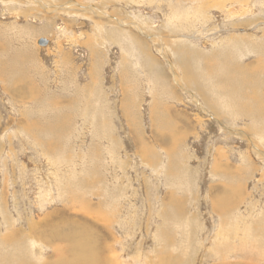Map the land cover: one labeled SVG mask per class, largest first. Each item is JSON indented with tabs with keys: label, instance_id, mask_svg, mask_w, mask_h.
Masks as SVG:
<instances>
[{
	"label": "rangeland",
	"instance_id": "374dc122",
	"mask_svg": "<svg viewBox=\"0 0 264 264\" xmlns=\"http://www.w3.org/2000/svg\"><path fill=\"white\" fill-rule=\"evenodd\" d=\"M83 238L264 264V0H0V264Z\"/></svg>",
	"mask_w": 264,
	"mask_h": 264
},
{
	"label": "bare ground",
	"instance_id": "6f19581e",
	"mask_svg": "<svg viewBox=\"0 0 264 264\" xmlns=\"http://www.w3.org/2000/svg\"><path fill=\"white\" fill-rule=\"evenodd\" d=\"M36 1V0H35ZM252 87V86H251ZM63 123V122H62ZM58 234V233H57ZM79 235H77V237H78ZM54 237L56 238V236L54 235ZM51 238V237H50ZM84 239V240H83ZM82 240H79V241H77V239H76V241H74L73 239H72V241H74V243H73V247L71 248V251L73 252V255H71L70 254V252H69V257L67 256V258H65V257H61L60 258V256H57V255H59V253L56 255L57 256V260H56V264H68L66 261H65V259H67V261L68 260H70V264L72 263H74V264H76V261L78 262L77 264H80V263H82V264H99V263H101L100 261H99V258L98 257H100V256H97L96 255V252H95V250H94V245L93 244H91V243H89V241L87 240V239H85V238H83ZM71 244H72V242L71 243H69V245L71 246ZM225 245V244H224ZM68 246V245H67ZM228 247V246H227ZM69 248V246L67 247V249ZM217 248V247H216ZM97 250V249H96ZM59 252H60V254H62L63 253V250L62 249H59L58 250ZM98 251V250H97ZM218 251V250H217ZM71 252V253H72ZM222 254V253H221ZM73 256L74 258H72L71 256ZM64 260V261H63ZM101 260V259H100ZM103 263H105V262H102V264ZM108 264V263H107Z\"/></svg>",
	"mask_w": 264,
	"mask_h": 264
},
{
	"label": "water",
	"instance_id": "95a60500",
	"mask_svg": "<svg viewBox=\"0 0 264 264\" xmlns=\"http://www.w3.org/2000/svg\"><path fill=\"white\" fill-rule=\"evenodd\" d=\"M39 45L44 46V45H45V41H44V40H40V41H39Z\"/></svg>",
	"mask_w": 264,
	"mask_h": 264
}]
</instances>
